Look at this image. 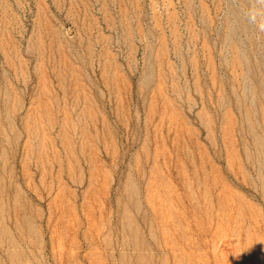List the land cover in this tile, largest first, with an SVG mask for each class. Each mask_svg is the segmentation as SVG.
I'll return each instance as SVG.
<instances>
[{"label": "rangeland", "instance_id": "obj_1", "mask_svg": "<svg viewBox=\"0 0 264 264\" xmlns=\"http://www.w3.org/2000/svg\"><path fill=\"white\" fill-rule=\"evenodd\" d=\"M0 264H264V0H0Z\"/></svg>", "mask_w": 264, "mask_h": 264}]
</instances>
